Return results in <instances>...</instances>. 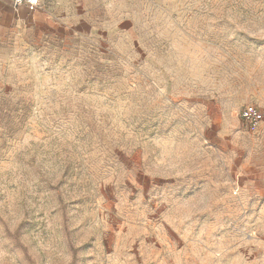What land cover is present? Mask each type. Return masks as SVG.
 Listing matches in <instances>:
<instances>
[{
    "label": "rangeland",
    "instance_id": "rangeland-1",
    "mask_svg": "<svg viewBox=\"0 0 264 264\" xmlns=\"http://www.w3.org/2000/svg\"><path fill=\"white\" fill-rule=\"evenodd\" d=\"M264 0H0V264H264Z\"/></svg>",
    "mask_w": 264,
    "mask_h": 264
},
{
    "label": "built area",
    "instance_id": "built-area-1",
    "mask_svg": "<svg viewBox=\"0 0 264 264\" xmlns=\"http://www.w3.org/2000/svg\"><path fill=\"white\" fill-rule=\"evenodd\" d=\"M12 5L11 7L15 12L21 9H26L31 13L39 11L42 7V0H9ZM241 118L244 120L252 129L257 130L263 123V114L257 105L246 106L241 113Z\"/></svg>",
    "mask_w": 264,
    "mask_h": 264
},
{
    "label": "crops",
    "instance_id": "crops-1",
    "mask_svg": "<svg viewBox=\"0 0 264 264\" xmlns=\"http://www.w3.org/2000/svg\"><path fill=\"white\" fill-rule=\"evenodd\" d=\"M42 1H43V0H42ZM12 9H13V8H12ZM21 10H23V9H21ZM21 10H20V11H21ZM13 11L15 12V10H14V9H13ZM27 11H28V10H27ZM18 12H19V11H18ZM18 12H16V13H18ZM28 12H29V11H28ZM37 12H38V11H37ZM30 13H31V12H30ZM35 13H36V12H35Z\"/></svg>",
    "mask_w": 264,
    "mask_h": 264
},
{
    "label": "water",
    "instance_id": "water-1",
    "mask_svg": "<svg viewBox=\"0 0 264 264\" xmlns=\"http://www.w3.org/2000/svg\"><path fill=\"white\" fill-rule=\"evenodd\" d=\"M10 2V1H9ZM10 4L12 5V3L10 2Z\"/></svg>",
    "mask_w": 264,
    "mask_h": 264
}]
</instances>
